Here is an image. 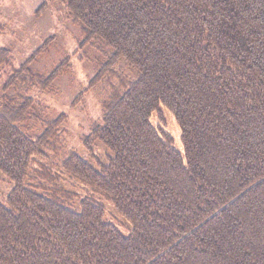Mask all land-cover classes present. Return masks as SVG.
<instances>
[{"label":"trees","instance_id":"trees-1","mask_svg":"<svg viewBox=\"0 0 264 264\" xmlns=\"http://www.w3.org/2000/svg\"><path fill=\"white\" fill-rule=\"evenodd\" d=\"M56 1L102 54L74 101L102 85V114L70 147L34 92L71 57L0 47V264H264V0Z\"/></svg>","mask_w":264,"mask_h":264},{"label":"rangeland","instance_id":"rangeland-1","mask_svg":"<svg viewBox=\"0 0 264 264\" xmlns=\"http://www.w3.org/2000/svg\"><path fill=\"white\" fill-rule=\"evenodd\" d=\"M46 0H0V47L4 46L13 52L18 63L27 59L36 49L51 39L49 50L43 52L33 63L36 72L46 73L64 58L71 57V66L56 81V91L46 93L34 92L38 100L49 109L50 114L57 116L66 113L69 121L66 137L70 139V147H80V135L87 133L93 119L101 117L102 99L105 90L97 85L86 94L84 99L75 104L79 93L96 75L102 54L93 46L79 49L81 38L80 26L68 17L62 4L56 0H48L49 5L40 15L39 7ZM3 78L0 75V95ZM163 115L154 113L152 122L155 126L163 124L164 128L174 136L177 148H182L181 129L172 113L165 107ZM164 117V119L162 118ZM36 124H34L35 126ZM105 150L102 148V151ZM8 191V183L0 180V193ZM110 214L119 216L113 206L107 203Z\"/></svg>","mask_w":264,"mask_h":264}]
</instances>
